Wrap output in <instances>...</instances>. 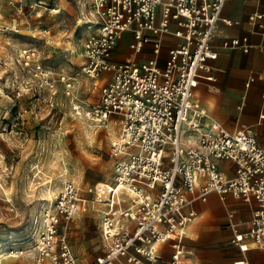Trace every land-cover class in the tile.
I'll list each match as a JSON object with an SVG mask.
<instances>
[{"label":"built area","instance_id":"2783aa9c","mask_svg":"<svg viewBox=\"0 0 264 264\" xmlns=\"http://www.w3.org/2000/svg\"><path fill=\"white\" fill-rule=\"evenodd\" d=\"M227 1L90 0L96 28L82 40L79 71L103 83L100 104L83 115L98 125L113 122L119 130L111 144L113 183L103 191L96 187L104 195L100 234L105 250L90 264H183L194 255L185 234L196 212L186 208L211 192L256 204L248 230L236 231L231 243L241 252L251 246L264 251V146L245 130L226 129L192 101L199 72L217 56L211 40ZM248 22L264 34V13L249 14ZM144 30L180 39L168 50L163 68L156 58L111 60L126 31L133 34L131 48L140 51L147 41ZM230 46L244 52L249 48L246 38H234ZM153 53H159L158 41ZM60 80L72 97L71 79L63 75ZM189 134L197 136L193 145ZM217 161L232 162L233 175L223 173ZM88 205L73 182H63L36 219L32 264H79L59 228ZM22 253L10 250L9 256Z\"/></svg>","mask_w":264,"mask_h":264},{"label":"rangeland","instance_id":"374dc122","mask_svg":"<svg viewBox=\"0 0 264 264\" xmlns=\"http://www.w3.org/2000/svg\"><path fill=\"white\" fill-rule=\"evenodd\" d=\"M90 11V0H0V264H32L36 219L64 181L98 214L104 195L96 187L113 183L118 125L83 115L100 104L99 81L79 71L82 40L96 28ZM98 230L90 222L83 235L102 238L100 222ZM10 250L23 253L13 258ZM104 250L100 241L73 254L91 261Z\"/></svg>","mask_w":264,"mask_h":264},{"label":"crops","instance_id":"0c3cea01","mask_svg":"<svg viewBox=\"0 0 264 264\" xmlns=\"http://www.w3.org/2000/svg\"><path fill=\"white\" fill-rule=\"evenodd\" d=\"M254 12L264 13V0H228L224 4L211 40V48L217 56L208 61V69L199 72L192 101L226 129L245 130L258 145L264 146V118H260V115H264V34L248 22V15ZM143 33L147 41L138 52L130 47L134 42L132 32L123 33L111 60L116 63L127 60L142 63L156 58L158 66L163 68L168 50L177 46L180 39L171 34H154L150 30ZM234 38H246L248 51L232 48L230 41ZM156 41L159 42L157 55L153 53ZM99 83L101 86L103 81ZM201 125L205 129L208 122L202 120ZM196 139V134H189L188 144H195ZM217 166L227 176L234 173L232 162L217 161ZM255 206L254 202L247 204L230 194L221 197L215 192H211L205 201L197 200L190 204L186 210H194L196 217L186 229L185 241L193 247L194 255L183 264H235L239 261L264 264V251L251 246L248 251L241 252L231 243L236 231L248 230ZM101 212L98 214L90 208L88 212L78 213L68 223L61 225V232L65 234L72 253H84L89 246L103 242L100 235H83V229L90 222L99 232ZM96 257L91 261L89 257L75 258L79 264H90Z\"/></svg>","mask_w":264,"mask_h":264},{"label":"bare ground","instance_id":"6f19581e","mask_svg":"<svg viewBox=\"0 0 264 264\" xmlns=\"http://www.w3.org/2000/svg\"><path fill=\"white\" fill-rule=\"evenodd\" d=\"M208 127H206L205 129H207ZM109 134L111 135V136H113L114 135V132H113V128H109ZM103 186H105V185H103ZM108 187V186H107ZM100 191H102L101 189H100ZM128 197L129 196H125L124 198H125V200H128ZM46 262H43L42 264H45Z\"/></svg>","mask_w":264,"mask_h":264}]
</instances>
